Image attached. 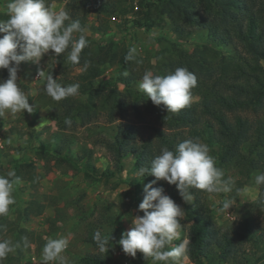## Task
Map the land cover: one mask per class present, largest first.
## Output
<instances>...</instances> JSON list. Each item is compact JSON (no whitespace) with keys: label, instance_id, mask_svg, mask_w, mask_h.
I'll return each instance as SVG.
<instances>
[{"label":"trees","instance_id":"obj_1","mask_svg":"<svg viewBox=\"0 0 264 264\" xmlns=\"http://www.w3.org/2000/svg\"><path fill=\"white\" fill-rule=\"evenodd\" d=\"M83 1L87 3L77 5L75 0L65 3V11L72 19H79L83 27L87 22L83 5L92 6L94 11L108 10L107 3L102 0L95 3ZM138 2L141 6L135 5L134 8H140L143 14L141 19H132L133 27L153 26L155 21L151 13L155 10L166 18L175 33V39L156 52L154 75H167L177 67H185L197 77L189 106L177 113H167L147 99L138 87L131 85L136 80L131 74H116L112 79L98 82L108 67L117 62L121 66L128 63L124 60L127 51L113 42L95 44L88 36L89 45L83 49L79 65L67 63L66 53L57 58L52 56L51 50L46 54L49 61L46 75L51 74L62 86L79 83V95L56 102L44 93L43 85L34 97L35 102L52 109L61 131L77 123L88 124L98 115L111 121L118 120L108 137L97 140L109 152L116 172L122 168L125 156L131 155L134 170L138 172L140 167L150 166L161 146L174 150L178 143L193 138L209 146L215 166L223 170L225 178L229 177L230 170L232 175L245 177L264 172V66L261 63L264 60V0ZM111 9L108 12L114 13L115 8ZM192 36L198 37L199 44L191 50L182 48L180 41ZM85 60L90 64L86 71H82ZM72 67H80V73L70 76ZM7 78V70H0V80ZM65 118L71 119L70 127L64 123ZM59 132L51 135L53 142L42 145L59 158L84 162L89 173H96L98 169L89 161L90 149H81L80 156H73L70 148L73 139L61 137ZM141 132L146 134L141 135ZM13 170L20 180L33 186L41 178L32 161L17 163ZM153 179L152 176L137 175L131 179V184L136 192L143 194L144 185ZM159 186L180 197L174 185L161 180L154 185ZM192 195L193 223L189 226L188 257L196 264H206L204 260L209 262L214 248L223 256L237 253L244 238L243 232H249L251 221L243 218L231 228L233 234H223L209 243L213 238L209 235L213 212L211 209L208 210L212 213L208 212L205 206L207 193L193 190ZM254 204L264 206V187H258ZM41 207L37 204L35 213H40ZM104 217L103 214L97 217L86 229L83 241L93 248L96 246L92 237L98 229L102 234H111V241L118 236L117 228L105 232L100 227ZM14 258L10 253L3 264H12ZM109 260L99 252L80 257L81 264H108Z\"/></svg>","mask_w":264,"mask_h":264},{"label":"rangeland","instance_id":"obj_2","mask_svg":"<svg viewBox=\"0 0 264 264\" xmlns=\"http://www.w3.org/2000/svg\"><path fill=\"white\" fill-rule=\"evenodd\" d=\"M67 1L46 0L55 11H65ZM75 1L77 5L87 3L83 0ZM96 1L89 0L91 3ZM102 1L108 5L107 12L94 11L92 6L82 7L87 20L84 27L86 35L95 44L113 42L126 51L135 46L138 50L137 59L142 63L130 61L122 67L117 62L108 67L97 80L102 82L114 78L116 74L127 72L136 78L131 85L137 87L143 73L146 70L153 71L156 52L168 46L175 39V33L169 28L166 18L155 10L151 13L155 21L153 26L133 27L132 19H141L143 14L140 8H134L135 5L141 6L139 0ZM7 2L8 0H0V20L7 19ZM111 8H115L114 13L108 12ZM180 42L182 48L191 50L199 44V39L192 36ZM48 63L45 55L38 65L22 62L20 66L18 85L26 94L30 93V104L35 102L38 89L46 82ZM261 63L264 66V60ZM38 70L44 71V76L34 80V74ZM80 70V67H72L70 76L79 74ZM119 87L122 88L121 85ZM35 104L37 107L33 113L25 110L24 114L15 117L6 115L0 119V175L13 170L15 164L22 161H32L35 171L41 174L35 186L20 180L13 192L15 203L10 205L7 216L0 217V226H3L0 228V239H10L14 245H18L12 252L15 257L12 264H41V253L46 240L69 234L70 243L63 255L67 257L68 264H81L80 257L83 254L98 252L83 240L87 227L102 214L105 217L101 218L100 227L105 232H111L114 227L118 230V236L111 241V248L104 254L110 259L108 264H153L151 260L146 261L140 252H137L135 258L125 255L118 244L121 234L130 229L133 217L137 214L143 215L142 212L137 213L143 194L136 192L131 184V179L137 177L131 155L123 158L120 171H113L109 152L97 142L102 137H108L112 126L118 120L111 121L106 116L98 115L88 124L77 123L74 127L61 131L52 109L36 102ZM56 132L61 137L68 136L73 139L70 145L73 156H80L81 149H90L89 161L98 169L97 172L89 173L83 166L84 162H72L51 154L46 149L47 146L42 144L53 142L51 135ZM145 134L141 132V135ZM107 170L115 173H107ZM231 173V170L228 171V176L235 181L232 191L212 196L207 194L204 201L207 210L211 209L213 212L209 226V235L213 238L208 242L213 243V239L223 234H233L231 228L243 218L251 221V227L249 232H243L244 238L237 253L223 256L214 248L215 252L209 262L204 260V263L264 264V206L254 204L258 195L255 175L245 177ZM164 194L170 196L184 210V218L180 220V239L173 241V245H177L183 239L189 238V226L193 223V201L186 204L181 197L170 194L167 190H164ZM226 199H233L236 203L222 211V203ZM37 204L42 206L40 213L34 211L37 210ZM109 219L114 220V223ZM24 237H27L30 246H24ZM184 264L196 263L188 257Z\"/></svg>","mask_w":264,"mask_h":264},{"label":"clouds","instance_id":"obj_3","mask_svg":"<svg viewBox=\"0 0 264 264\" xmlns=\"http://www.w3.org/2000/svg\"><path fill=\"white\" fill-rule=\"evenodd\" d=\"M6 12L7 19L0 20V70L6 69L8 78L0 80V119L6 115L24 114L25 110L33 113L37 107L34 101L29 103L30 93L26 94L18 85L22 62L38 65L51 50L56 58L66 53V62L76 66L80 64L83 49L89 45L86 29L80 20L72 19L67 11L53 10L46 0H8ZM137 56L138 50L132 46L124 60L142 63ZM89 64L85 60L82 71H86ZM38 76H44V71ZM45 80L43 91L56 102L79 95V83L62 86L51 74ZM196 85L197 77L193 72L177 67L167 75H154L151 70H146L137 87L155 106L167 113H177L190 105L192 89ZM64 123L70 127L72 121L65 118ZM210 151L209 146L198 138L185 139L174 150L161 146L150 166L138 169V176H152L154 179L143 187V200L137 209V213L143 215L133 217L130 229L123 232L118 241L125 255L135 258L140 252L153 264H184L188 259L189 240L185 238L173 245V241L180 239V220L184 218V210L164 194L162 186L154 185L161 180L174 185L186 204L192 203L193 190L209 196L231 192L235 181L231 177L225 178L223 170L215 166ZM254 182L256 186L264 187V172L256 175ZM19 183L15 170L0 175V217L7 216L10 205L15 203L13 192ZM235 203L233 199H226L221 210H228ZM69 236L48 238L42 249L41 264H68L63 253L69 246ZM92 239L101 254L111 248V234L105 235L97 230ZM23 242L25 247L30 246L27 237ZM17 246L10 239H0V264Z\"/></svg>","mask_w":264,"mask_h":264},{"label":"built area","instance_id":"obj_4","mask_svg":"<svg viewBox=\"0 0 264 264\" xmlns=\"http://www.w3.org/2000/svg\"><path fill=\"white\" fill-rule=\"evenodd\" d=\"M40 72V70H38L35 74H34V80L38 79L40 76H38V73Z\"/></svg>","mask_w":264,"mask_h":264}]
</instances>
